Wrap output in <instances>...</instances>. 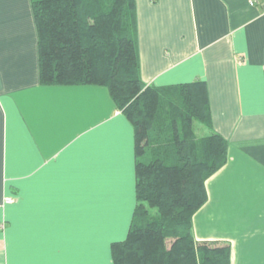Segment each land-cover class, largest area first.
<instances>
[{
    "label": "crops",
    "instance_id": "0c3cea01",
    "mask_svg": "<svg viewBox=\"0 0 264 264\" xmlns=\"http://www.w3.org/2000/svg\"><path fill=\"white\" fill-rule=\"evenodd\" d=\"M31 3L0 0V264H113L137 204L135 129L104 86L40 83ZM136 12L141 80L169 96L204 81L203 133L228 141L194 238L264 264V0H136Z\"/></svg>",
    "mask_w": 264,
    "mask_h": 264
},
{
    "label": "trees",
    "instance_id": "16d2710c",
    "mask_svg": "<svg viewBox=\"0 0 264 264\" xmlns=\"http://www.w3.org/2000/svg\"><path fill=\"white\" fill-rule=\"evenodd\" d=\"M31 5L40 83L104 86L135 129L137 204L126 238L111 246L113 264H232L230 244L193 234L207 179L229 159L222 135L197 136L196 123L212 124L206 83L181 85L169 96L141 80L136 0Z\"/></svg>",
    "mask_w": 264,
    "mask_h": 264
},
{
    "label": "rangeland",
    "instance_id": "374dc122",
    "mask_svg": "<svg viewBox=\"0 0 264 264\" xmlns=\"http://www.w3.org/2000/svg\"><path fill=\"white\" fill-rule=\"evenodd\" d=\"M197 124V136H198V138H201V137H203V136H205L204 135V129H205V126L202 124H198V123H196ZM152 210V214L153 215H156V210L155 209H151ZM119 219V218H118ZM119 221V220H118ZM120 221H122L121 219H120ZM125 225V222H119V223H117V231H118V233L120 234V238H119V240H117V241H122V240H124L125 238H126V235H127V231L128 230H126V231H120V229L123 227ZM108 225H103V228L104 227H107ZM108 260V256L107 255H105V264H109V262L107 261Z\"/></svg>",
    "mask_w": 264,
    "mask_h": 264
},
{
    "label": "built area",
    "instance_id": "2783aa9c",
    "mask_svg": "<svg viewBox=\"0 0 264 264\" xmlns=\"http://www.w3.org/2000/svg\"><path fill=\"white\" fill-rule=\"evenodd\" d=\"M250 5H251V6L255 5V2H250Z\"/></svg>",
    "mask_w": 264,
    "mask_h": 264
}]
</instances>
